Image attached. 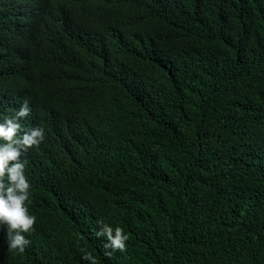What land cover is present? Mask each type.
I'll list each match as a JSON object with an SVG mask.
<instances>
[{
  "label": "trees",
  "instance_id": "1",
  "mask_svg": "<svg viewBox=\"0 0 264 264\" xmlns=\"http://www.w3.org/2000/svg\"><path fill=\"white\" fill-rule=\"evenodd\" d=\"M25 100L36 222L0 264H264V0H0V122Z\"/></svg>",
  "mask_w": 264,
  "mask_h": 264
},
{
  "label": "clouds",
  "instance_id": "2",
  "mask_svg": "<svg viewBox=\"0 0 264 264\" xmlns=\"http://www.w3.org/2000/svg\"><path fill=\"white\" fill-rule=\"evenodd\" d=\"M30 112L25 100L15 112V117L4 118L0 122V225L6 226L8 249L18 253H23L29 246L30 241L23 234L31 232L36 222V216L30 214L27 207L31 203L32 186L21 156L45 138L44 129L27 117ZM98 223L102 226L97 236L106 239L103 255L110 258L117 251L126 252L129 236L124 229L119 226L113 228L103 221ZM81 258L88 264H97L91 252L85 251Z\"/></svg>",
  "mask_w": 264,
  "mask_h": 264
}]
</instances>
